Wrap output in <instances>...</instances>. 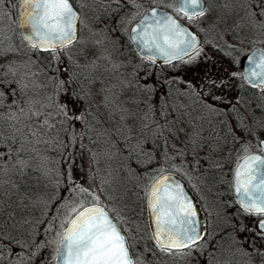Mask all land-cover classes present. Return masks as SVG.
Returning a JSON list of instances; mask_svg holds the SVG:
<instances>
[{
	"label": "trees",
	"instance_id": "trees-1",
	"mask_svg": "<svg viewBox=\"0 0 264 264\" xmlns=\"http://www.w3.org/2000/svg\"><path fill=\"white\" fill-rule=\"evenodd\" d=\"M162 4L168 7L163 2ZM18 39H21L19 34ZM129 46L130 51L137 54L130 43ZM200 46L204 44L201 43ZM34 50L35 54L45 57V60L49 58L48 53L51 52L35 48ZM206 56L209 54L206 53ZM139 57L146 67L145 72L152 74L154 78L148 81L142 90L144 96L132 101L135 103L141 101L145 105V114L141 116L142 127L134 136L128 132L127 125L121 122V112L114 116V111L111 112L110 109L107 122L110 121L111 125H107L106 120L101 119L98 121L103 122L101 124L104 126L95 127L94 117L96 115L97 118L98 111L92 100L90 88L85 84L86 77L77 76L74 72L69 75L68 69H55L54 63L58 59H50L48 65L45 63V72H48L45 78L48 79H45V83L35 92L27 93L19 84L17 85L20 86L19 89L11 88L15 90L13 92L0 83V90L6 93L3 105H0V248H5L7 251L5 256L8 254L18 256L23 251L35 250L37 244L27 246L30 234L36 233L38 224L43 221L47 228L53 215L65 206L73 202L79 206L97 202L108 210L123 231L133 263L136 264L137 250L131 239L136 236L139 242L150 231L145 216L146 193L142 190L140 179L144 175L172 171L180 175L191 191L197 195L187 177V174L192 176L191 171L194 170L195 165L187 167L185 164L173 162L168 155V142L163 137L162 129L166 127L162 126L160 129V123L156 120L157 101L159 98L164 99L165 94L172 87L179 91L180 98L190 97V100L182 104L178 110H184L185 113L187 110L195 111L196 116L192 119L196 125L194 123L191 130H196L194 136L201 139L197 143L205 146L207 151L212 150L213 144L225 140L226 143L228 142L229 150L232 149L228 156L232 155L235 142L236 146L239 142L235 139L233 122L246 121L250 116L257 122L256 127H248V132L254 129L256 131L253 130V135L256 137L260 135L261 129L264 128L262 126L264 95L256 96L257 101L252 109L249 107L239 109V106L235 107L232 104L221 106L220 99L223 97L213 101L215 89L211 87L207 88L209 93L207 91L200 93L193 90V85L189 82L179 86L186 81L181 76L180 70L174 68L181 59L157 63ZM229 65L235 66V63L231 62ZM99 77L98 81L103 82L101 76ZM206 82L210 83V81ZM113 87L115 86L111 88ZM189 89L191 92L187 91ZM66 90L70 91L66 93ZM75 97L79 99L76 100ZM115 97L117 95L110 97L108 101L110 107L116 109L119 107V101L117 102ZM67 101H71L70 107L74 106L73 110L83 117L75 121L73 126L62 123V116L59 114L58 105ZM235 104H237L236 100ZM21 109L24 111L22 112ZM30 109L42 111L45 115L28 119ZM45 119L52 127L43 124ZM109 168L119 173L115 178L123 189L121 192L126 198L123 200L124 203L117 198L120 196L117 192V197L114 195V199H111L107 194L110 186H107L105 179L99 181V178L100 180L105 178L104 174ZM200 173L198 177H207L204 180L209 181L208 184L211 186L215 187V180L218 179L219 189L218 191L214 189L213 194H219V197L221 194L225 195V191L220 188L223 176L219 166L207 163ZM112 183L116 185L114 181ZM115 185L113 188H118ZM133 200L140 204L133 215H124L119 211ZM225 205L226 208L231 209V212L226 213L230 220L228 222H231L235 228L237 224L234 218L243 214V210L236 206L232 199L229 204L226 201ZM133 209L136 210L134 206ZM204 217L205 230L201 239L197 241L198 253L204 260L203 264H213V262L209 263L210 258H214V264H264V247L250 241L244 247L235 244L241 250L239 256L228 252L222 256H215L214 250L220 239L208 229L211 223L210 215L206 213ZM122 221H128L131 230L125 228ZM153 244L154 250L144 255L145 264H171L170 257L166 255L175 250L163 251L155 242ZM11 248L16 250L10 252Z\"/></svg>",
	"mask_w": 264,
	"mask_h": 264
},
{
	"label": "rangeland",
	"instance_id": "rangeland-1",
	"mask_svg": "<svg viewBox=\"0 0 264 264\" xmlns=\"http://www.w3.org/2000/svg\"><path fill=\"white\" fill-rule=\"evenodd\" d=\"M221 1L223 5H221L219 0H206L205 15L194 18L195 28L204 40L225 41L231 44L238 43L241 47V52H244L253 44L251 40H244L245 36L247 38L264 39V34L258 30V27L262 26L260 25L261 22L258 21L259 19L257 20V18L250 15L251 11L248 7H245L244 0ZM162 2L168 8H173V2L171 0H162ZM221 6V10H217ZM133 18L135 16L130 11H117L116 14H110L109 16L84 11V14L80 18L78 36L73 43L63 47L59 51L49 52V58L47 60H45V57H40L35 54L33 47L26 45L25 42L18 39L16 48L2 47L0 49V83L7 90L11 88L17 90L22 86L21 88L27 91V93L28 91L35 92L39 86L45 83V79H48L45 78L48 75V72H45V63L48 65L50 59H58L54 63L55 69H60L64 66L63 69H68V72H70L69 75H71V72H74L77 76L86 77L85 84L90 88L92 100L98 111L97 118L96 115L94 117L95 127L104 126L101 124L103 122L99 123L98 120L103 119L107 122L109 119L107 117L108 110L110 109L111 112L114 111V116L121 112V122L127 125L128 132L134 136L140 130V127H142L141 122L143 121V117L141 116L145 114V105L141 101L137 103L132 101L135 98L141 99L144 96L142 90L145 88L147 82L152 81L154 77L152 74L145 72L146 67L142 59L130 51L127 28ZM204 49H207L206 44L200 48V50ZM190 56L195 57L192 62H187L189 60L188 57L182 59L181 62L174 66V68L180 70L181 76L186 80L180 83L179 86L184 85L185 82H189L193 85V90H197L200 93L203 91L209 93L207 88L211 87L215 89L213 91V101L224 96L230 102L235 97L234 92L229 91L227 93L222 86L218 84L217 87L213 85L209 86L205 82L206 80L214 81V78L218 74L213 75L220 73L219 68L196 60L197 56L195 52ZM61 57L62 59H60ZM10 68L12 70L11 72L9 71ZM98 75L101 76L103 82L98 81L100 78ZM210 77L213 79L211 80ZM18 84L20 86H17ZM112 86L116 88L113 87L112 89ZM162 90L163 88H161V93ZM59 91L62 92L60 88ZM187 91L191 92L190 89ZM115 95H117L115 97L116 101H119V107L116 109L110 107L111 105L108 101L110 97ZM179 95V91L175 87H172L165 94L164 99H158V107L155 110L156 120L160 123V129L162 126L166 127L162 129L164 133L163 137L168 142L167 149L169 151H167L169 152L168 155L173 159V162L185 164L187 167L195 165L194 170L191 171L193 172L192 176L187 174V177L191 182V187L197 193L196 196H198L203 213L210 215L211 223L208 225V229L211 232L213 231L220 239L214 250L215 256H222L227 252L228 254L239 256L241 250L235 244H240L244 247L249 241L264 247V237L258 239L253 238V240L249 231L237 230L236 226L234 228V225L228 222L230 220H228L226 213L231 212V209L221 205L219 194H213L214 189L216 191L219 189L217 185L218 179L215 180L214 187L208 184L209 181L204 180L207 177H198V175H201L200 172L204 170V166L207 163H213V165L219 166L220 168L224 160L223 157L228 155L232 149L229 150L228 142L226 143L225 140L213 144L211 151H207L205 146L197 143L201 139H197L194 136L195 129L191 130L195 123L192 118L196 116V113L194 110H187L186 113L184 110H178L182 104L190 100L188 96H184L183 99ZM37 96L39 95L37 94ZM193 97L195 96L193 95ZM262 104L264 105V103ZM224 105L227 104L225 103ZM191 119L193 122L190 121ZM107 125H111L110 121L107 122ZM262 135H264V128L260 131V136ZM242 152L243 150L240 146L234 148L232 155L227 156V168L231 166ZM117 174L119 175L118 172L109 168L104 174L105 178L101 180L99 178V181L101 182L105 179L107 186H110L108 188L109 193L107 192V194H109L111 199H114V195L117 197V192L120 195L117 198L120 202H123L126 198L123 197L121 192L123 189L122 187L120 188L118 179L115 178ZM157 174L144 175L140 179L143 192L146 193L150 182ZM194 175L195 177H193ZM113 181L116 185L112 183ZM114 185L118 186V188H113ZM78 206L73 202L65 206L61 211L55 213L48 223L47 228H45L44 221L39 223L37 232L30 234V239L27 240V246L29 247L32 243L36 244L38 242L36 249L29 252L30 255L23 261H17V264H52L62 228L72 215V210ZM133 206L136 210L133 209ZM139 207L140 204L133 200L132 203L126 204L125 208L119 209V211L124 215H133ZM244 217L240 215V220H246ZM122 223L125 228L127 227V229L131 230V225L128 221H122ZM135 237L133 236L131 241L137 250L136 264H145L144 255L154 250L151 233L148 231L139 242ZM226 247L228 249H225ZM13 249L16 250V248ZM192 249L198 250V244L184 251L167 253L166 256L170 257L171 260H178L181 264H202V257L198 251L193 252ZM6 253L5 248H0V259ZM0 264L2 263L0 262Z\"/></svg>",
	"mask_w": 264,
	"mask_h": 264
},
{
	"label": "snow or ice",
	"instance_id": "snow-or-ice-1",
	"mask_svg": "<svg viewBox=\"0 0 264 264\" xmlns=\"http://www.w3.org/2000/svg\"><path fill=\"white\" fill-rule=\"evenodd\" d=\"M176 4L175 11L189 20L205 15L203 0H176ZM20 6L23 9L22 25L29 26L32 31L26 39L33 48L56 52L76 39L78 18L69 0H20ZM249 8L253 17H264V0H249ZM138 27L139 31L133 29L136 33L133 39L163 55L169 62L182 59L193 51L196 56L200 55L196 37L170 15L153 9L151 16H146ZM33 37L35 42H32ZM194 59L189 57L187 62ZM243 76L254 86H264V49L255 50L248 58V68ZM210 83L215 86L214 81ZM5 95V91L0 90V105H3ZM70 103L62 102L58 109L61 122L73 126L83 117L73 110L74 106L70 107ZM44 115L42 111L30 109L28 119ZM43 124L52 127L46 119ZM261 144L264 151V142ZM168 179H158L150 193L149 205L156 216V243L163 251L190 249L201 239L197 211L180 185L173 188L166 183ZM235 186L245 212L264 217V158L259 155L245 157L236 169ZM72 214L74 218L65 228L56 250L58 264H133L126 238L102 208L81 205L74 208ZM257 230L264 236V218L257 222Z\"/></svg>",
	"mask_w": 264,
	"mask_h": 264
},
{
	"label": "flooded vegetation",
	"instance_id": "flooded-vegetation-1",
	"mask_svg": "<svg viewBox=\"0 0 264 264\" xmlns=\"http://www.w3.org/2000/svg\"><path fill=\"white\" fill-rule=\"evenodd\" d=\"M71 3L74 5L76 11H77V33L76 37L78 36L79 32V24H80V18L84 14V11H89V12H94L97 15H107L109 16L110 14H116L117 11H130L135 18L147 7L151 5H158L161 6L169 11H171L177 18L180 20L190 24L196 31L197 29L195 28V20H189L187 17H184L181 14H178L175 9L176 3L175 0H171L173 2V8L170 9L166 7L165 5L162 4V0H70ZM204 1V6H206V0ZM221 5H223L222 1L219 0ZM244 5L245 7L249 8V0H244ZM222 6L220 9L221 10ZM250 9V8H249ZM251 11V9H250ZM17 16H18V11H17V0H3V3H0V49L2 47H10V48H16L18 44V34H19V28H18V23H17ZM133 18L132 21L135 19ZM258 20V19H257ZM131 21V22H132ZM261 22L258 30H260V33L262 32L264 34V17L259 18ZM130 22V23H131ZM129 23V25H130ZM194 23V25H193ZM128 25V27H129ZM128 29V28H127ZM197 33L200 35V33L197 31ZM20 35V34H19ZM21 37V36H20ZM201 40L198 44V48H200L203 44H206V48L204 50H200V55L196 57V60L203 61V63H207L208 65H211L212 67L215 66V62H217L216 67L219 68L220 73H215L213 76L218 74L216 78H214L215 86L217 87V84L222 86L223 89L228 93L229 91L234 92V98L229 102L227 101V98L223 96V98L220 99L221 106H229V105H235L239 106V109H243L245 107L248 109H252V106L256 103V96L258 94L264 95V86H253L250 83H248L243 75H242V60L244 58V55L246 52L252 48L255 45H261L264 47V39H255L253 37L247 38L246 36L244 37V40H251L253 41V44L248 47L244 52H241V47L237 43L231 44L227 43L225 41H206L202 40V36L200 35ZM128 38V36H127ZM247 38V39H246ZM21 40L25 42L22 38ZM128 42L130 43L129 39ZM26 43V42H25ZM131 44V43H130ZM26 45H28L26 43ZM29 46V45H28ZM32 47V46H30ZM215 48V49H212ZM62 49V48H61ZM43 51V50H40ZM193 52H190L189 54H193ZM206 53L209 54V56H206ZM216 53V55L214 54ZM184 56L182 59L191 57L190 55ZM181 59V61H182ZM178 59H173L171 61H175ZM210 60H213L210 61ZM169 62V61H166ZM231 62L235 63V66H230L229 64ZM163 63V62H160ZM215 63V64H214ZM62 69L64 66L61 67ZM235 72L237 73L236 76H233L232 73ZM212 80L213 78L210 77ZM207 81V80H206ZM205 81V82H206ZM204 83V82H203ZM208 83V82H207ZM209 86L212 84L208 83ZM207 86V87H209ZM235 100L236 103L235 104ZM227 105H224V104ZM242 104V105H241ZM256 120L250 116L249 119L246 121H234L233 123L235 124V139L238 142V145H234V148H238L239 146L243 150V152L236 158V160L231 164L230 167L227 168L228 166V161H227V156L225 155L223 157V163L220 165V170L221 174L223 176L220 184L221 190L225 191V195L223 196L221 194L220 200H221V205H225L226 201H228V204L230 202V199L235 203L236 206L241 208L243 210V214H240L241 216H245L246 220H240V215L234 218V221L236 222V227L237 230L239 229L240 231H249L250 235H252V239H258L262 238L264 236L258 234L256 222L259 218H262L261 216L255 215V214H249L246 213L244 208L237 205L233 195H232V190H231V176H232V171L235 166V164L238 162V160L241 158V156L247 152H257L261 154L264 157V151L261 150L262 144L261 141L264 142V135L262 136H255L253 135V130H250L248 132V127L250 126L251 128L256 127ZM264 126V123L263 125ZM256 130H254L255 132ZM236 143V142H235ZM240 143V144H239ZM189 188V187H188ZM190 189V188H189ZM191 191V189H190ZM229 191L230 196H229ZM192 192V191H191ZM193 196L196 199L197 205L199 207V213L200 215L203 216V229L201 231V236L204 233L205 230V217L204 213L201 209V205L199 204V200L197 196L192 192ZM229 219V218H228ZM240 221H242L240 223ZM240 223V224H239ZM245 223V224H243ZM36 235V234H35ZM253 239V240H254ZM33 244V243H32ZM38 244V242L36 243ZM197 244V242H196ZM57 246V245H56ZM189 248H185L180 251L187 250ZM15 251V249L11 248L10 252ZM56 251V248H55ZM192 251H198L197 249H192ZM31 252L30 250H26L25 252L21 255L18 256H12L11 254H8L0 259V262L2 264H17V261H23L26 257L30 255ZM176 252V250L174 251ZM55 254V252H54ZM54 259V256H53ZM53 259H52V264H53ZM8 262V263H7ZM171 264H181L178 260H170ZM204 260H202L203 264ZM208 262V261H207ZM213 262L214 264V258L209 259V263ZM220 264V263H217Z\"/></svg>",
	"mask_w": 264,
	"mask_h": 264
},
{
	"label": "water",
	"instance_id": "water-1",
	"mask_svg": "<svg viewBox=\"0 0 264 264\" xmlns=\"http://www.w3.org/2000/svg\"><path fill=\"white\" fill-rule=\"evenodd\" d=\"M70 4L72 5L73 7V10L74 12L77 14V11L74 7V5L71 3V1L69 0ZM175 3H176V0H175ZM204 3V1H203ZM176 7H177V4H175ZM155 9L157 12L159 13H165L167 15H170L172 16L176 21L177 23H179L180 25H182L185 29H187V31L189 33H191L193 36L196 37V40H197V45L199 44L200 40H201V37L200 35L197 33V31L188 23L180 20L179 18H177L171 11L161 7V6H158V5H151L149 7H147L146 9H144L129 25L128 29H127V36H128V39L131 43V46L132 48L134 49V51L139 55V56H142L146 59H149L151 61H154V62H157V63H160V62H166L168 61L166 57H164L163 55L155 52L154 50H149L144 44L138 42L137 40H134L133 37L136 35V33L133 32V29L136 28L137 31H139V25L141 23V21L146 17H150L151 16V13H152V10ZM23 9L21 8L20 6V0H17V11H18V16H17V23H18V28H19V34L21 36V38L29 45L31 46V42H29L28 39H26L27 36L29 35H32V31H31V28L29 26H24L22 25V16H21V11ZM76 33H77V23H76ZM32 42H35V37H33V41ZM38 50H43V49H39V48H36ZM257 49H264L263 46L261 45H255L253 46L252 48H250L246 54L244 55V58L242 60V75L243 73L246 71V69L248 68V58L253 54V52ZM244 77V76H243ZM245 79V78H244ZM246 80V79H245ZM248 83H250L251 85L254 86L253 82H251L250 80H246ZM257 86H260L259 84H257ZM262 142V140H260ZM251 155H259L261 156L262 158H264L261 154L257 153V152H247L245 154H243L241 156V158L238 160V162L235 164L234 168H233V171H232V176H231V190H232V195H233V198L236 202L237 205L243 207L240 203V199H239V194L236 192V186H235V172H236V169L238 167V165L240 163L243 162V159L247 156H251ZM161 177H168L169 179L166 181V183H168L169 185H171L173 188L175 187L176 184H179L180 187L183 189L184 191V194L185 196L188 198V200H190L194 206V208L196 209L197 211V220L199 221V224H200V235H201V231L203 229V216L200 215L199 213V207L197 205V202H196V199L195 197L193 196L192 192L190 191V189L188 188V186L186 185L184 179L172 172V171H164V172H161L159 174H157L153 179L152 181L150 182L147 190H146V206H145V216H146V220H147V224H148V227H149V230H150V233H151V237H152V240L156 243V239H155V232H156V216L155 214L153 213V210L151 209L150 205H149V200H150V193L152 192V189H153V185L155 184V182L160 179ZM84 207H94V206H97V207H100L102 208L107 214H108V217L112 220V222L117 226V228L120 230L121 234L125 237L123 231L120 229V227L118 226L117 222L111 217L110 213L108 212V210L102 206L100 203H97V202H89V203H86L83 205ZM79 208V207H78ZM74 218V214H72L68 220L66 221V223L64 224L63 228H62V231L60 233V236L58 238V241H57V246H56V250H57V247L60 245V239H61V236L63 235L64 231H65V228L68 227L70 221ZM264 218V217H262ZM262 218H259L257 220V222L262 219ZM257 222H256V226H257ZM157 244V243H156ZM130 255H131V252H130ZM132 256V255H131ZM133 259V258H132ZM53 264H58V260H57V251H55V254H54V259H53ZM134 264V263H133Z\"/></svg>",
	"mask_w": 264,
	"mask_h": 264
}]
</instances>
